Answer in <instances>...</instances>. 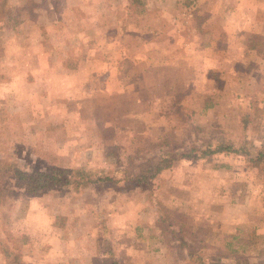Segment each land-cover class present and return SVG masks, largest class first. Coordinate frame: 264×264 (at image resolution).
<instances>
[{"label": "rangeland", "instance_id": "374dc122", "mask_svg": "<svg viewBox=\"0 0 264 264\" xmlns=\"http://www.w3.org/2000/svg\"><path fill=\"white\" fill-rule=\"evenodd\" d=\"M0 0V161L114 181L0 187V264H264V0ZM185 43V44H183ZM118 180V181H117Z\"/></svg>", "mask_w": 264, "mask_h": 264}, {"label": "trees", "instance_id": "16d2710c", "mask_svg": "<svg viewBox=\"0 0 264 264\" xmlns=\"http://www.w3.org/2000/svg\"><path fill=\"white\" fill-rule=\"evenodd\" d=\"M132 4H140L141 0H131ZM218 154H232L242 156L248 166L264 169V148H258L253 144L243 141L239 145L231 143H217L201 147H192L187 151L164 153L158 159L142 168L128 180L139 185L147 184L157 175L167 170L179 160H199L209 158ZM11 178L15 185L22 188L29 196H35L51 190H73L79 191L89 186H96L114 181L110 177L94 175L84 168L74 170H56L53 173L45 171H25L16 166L0 161V187ZM118 181V180H117Z\"/></svg>", "mask_w": 264, "mask_h": 264}, {"label": "crops", "instance_id": "0c3cea01", "mask_svg": "<svg viewBox=\"0 0 264 264\" xmlns=\"http://www.w3.org/2000/svg\"><path fill=\"white\" fill-rule=\"evenodd\" d=\"M183 44H185V43H183Z\"/></svg>", "mask_w": 264, "mask_h": 264}]
</instances>
